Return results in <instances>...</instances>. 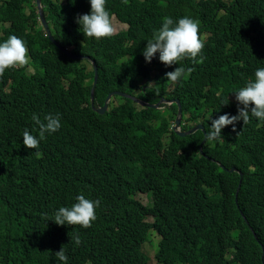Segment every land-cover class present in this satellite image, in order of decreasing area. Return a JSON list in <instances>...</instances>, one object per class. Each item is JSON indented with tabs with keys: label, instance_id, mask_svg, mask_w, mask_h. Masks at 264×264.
<instances>
[{
	"label": "trees",
	"instance_id": "16d2710c",
	"mask_svg": "<svg viewBox=\"0 0 264 264\" xmlns=\"http://www.w3.org/2000/svg\"><path fill=\"white\" fill-rule=\"evenodd\" d=\"M30 4L0 0V34L20 22L34 69L31 76L25 67L12 69L7 89L0 80V264H64L55 255L62 246L67 264H264V121L250 114L236 131L225 127L219 144L201 145L212 119L238 114L235 92L264 68V25L255 21L264 18V0H106L125 31L97 41L76 22L57 37L84 59L34 39ZM42 5L54 18L58 7L76 20L91 11L90 0ZM164 17L199 22L200 36H207L203 63L166 67L158 53L145 61L143 50ZM259 29L263 43L253 49L243 31ZM180 66L193 71L168 80L166 73ZM111 92L149 104L177 99L186 123L201 124L204 133H170L167 114L120 96L98 114ZM33 114L45 123L46 115H60L61 128L39 149L23 144L25 130L39 138ZM78 195L100 201L92 227L50 220ZM152 235L158 242L150 260Z\"/></svg>",
	"mask_w": 264,
	"mask_h": 264
},
{
	"label": "clouds",
	"instance_id": "9594fccd",
	"mask_svg": "<svg viewBox=\"0 0 264 264\" xmlns=\"http://www.w3.org/2000/svg\"><path fill=\"white\" fill-rule=\"evenodd\" d=\"M31 2L33 4H30V7L33 9L34 15L30 20L33 28L34 39L47 40L48 43L44 47H51L53 45L68 58H85L73 55L71 53L73 46L62 47L60 42L57 40V37L60 36L63 30L70 28L72 24H75L76 22L80 25V28H82V32L86 37L95 38L97 41L112 37L119 33L113 25V20L119 23L121 22L116 18L110 17L109 12L106 10V0H90V14L78 15L77 20L76 17L64 16V13L59 7L57 8V13L53 14L55 18L49 17V15H45L44 13L42 0H39V7L37 6V0H31ZM122 2L125 5L128 4V0H122ZM62 3H64V1H62ZM31 8H25L24 10L28 16L30 15ZM255 21L261 25L262 29L264 25V18H258L255 19ZM121 24L124 26L126 25L124 23ZM2 29L5 31V34H0V80L6 79L3 81V87L4 89H7L9 86L11 87L13 83V80L11 79V76H13L12 69L25 67L23 73L26 76H31L34 72L31 75L26 73L28 66H30L31 69L33 67L29 57V50L25 42L22 40L23 38L19 36L21 32L20 22L17 21L15 24H6ZM261 29L243 31V34L249 39L250 46L253 49L263 43ZM206 38L207 36H200V25L198 21L189 17H183L174 22L172 18L164 17L162 27L158 31L154 32L152 39L147 41V45L143 50V55L145 61L150 63L158 53L159 61L166 67L178 65L186 59L191 60L194 64L203 63L204 57L202 53ZM197 57H199V59H197ZM92 65L95 66L94 62H92ZM6 69L10 70L5 73ZM192 71L193 68L191 67L187 69L183 66L176 67L174 71L166 73V78L175 83L182 77L187 78ZM235 99L238 102V114L234 116L224 114L219 116L217 119H212L210 126L211 130L206 133L205 142L209 144L219 142L222 138V130L225 127L231 125L232 130L236 131L235 125L237 122L243 121V124H247L250 121V114L251 117L264 121V68H258L255 71L254 82L249 81L245 87L235 92ZM160 100L162 103L158 109L162 113L169 116L167 127L170 133L180 136L181 133L188 132L198 126L195 124L194 126H190L188 129L190 124L186 123L181 106L177 99L166 100L164 97ZM110 101L108 106L110 105ZM228 103L229 100H227L223 105H227ZM93 104L94 99L91 105L93 106ZM174 105L177 107L176 113H174ZM98 109L100 108L95 109V111ZM108 109L109 107H107V110ZM179 109L181 111L179 124L176 125ZM209 119H211V116ZM32 120L39 127V138L32 135L28 130H25L23 132V144L27 149H39L40 142L46 138V134L55 133L61 128L59 114H56L55 116L51 114L46 115L44 117V121H46V123L41 121L36 114H33ZM139 194L142 193H138L134 197H137ZM76 200L77 203L73 204L70 208L60 207L58 211L55 212L54 219L50 220L60 226L79 225L84 229L92 227L93 222L97 219L95 210L100 206V201L87 199L84 195H78ZM73 239L77 246L81 244L80 234L78 232L75 234ZM55 255L60 261L67 264L68 257L65 254L63 246L55 253Z\"/></svg>",
	"mask_w": 264,
	"mask_h": 264
},
{
	"label": "water",
	"instance_id": "95a60500",
	"mask_svg": "<svg viewBox=\"0 0 264 264\" xmlns=\"http://www.w3.org/2000/svg\"><path fill=\"white\" fill-rule=\"evenodd\" d=\"M37 6L39 7V0H37ZM94 67V79H93V86H92V89H91V92H90V99H91V103H93V99H94V88L96 86V83H97V79H98V75H97V68L93 65ZM114 96H120L122 98H128V99H131L133 102L137 103L138 105H140L141 107H148V108H152V109H158L159 106L161 105L162 101L160 100L157 104H148L146 102H143L135 97H132V96H129V95H126V94H123V93H119V92H113V93H110L106 100H105V103L103 105L102 108L96 110V112L100 115L104 114L105 111L107 110V107H108V103L109 101L111 100L112 97ZM180 109H179V112H178V118L176 120V125L179 124V117H180ZM196 131H202L204 133V128L202 125H198L196 126L195 128L189 130L188 132H185V133H181L180 136H187V135H190L192 133H195ZM205 143V134H204V139L201 143V145H203ZM201 145H200V148H201ZM236 170L234 168H232L229 172H235Z\"/></svg>",
	"mask_w": 264,
	"mask_h": 264
},
{
	"label": "rangeland",
	"instance_id": "374dc122",
	"mask_svg": "<svg viewBox=\"0 0 264 264\" xmlns=\"http://www.w3.org/2000/svg\"><path fill=\"white\" fill-rule=\"evenodd\" d=\"M113 25L116 28L117 32H120V31L125 30L127 28L126 25L124 26L123 24H121L119 22H116L114 20H113ZM32 69H31L30 66H28L27 67V70H26V73L28 75H31L34 72V69L33 70ZM115 101H117L118 103L121 102L120 100H115ZM108 107H110V105ZM195 124H196V122L195 123H191L190 126H194ZM212 144L213 145H217V144H219V142H215V143H212ZM135 198H137L144 205L151 204V197L148 194H139ZM149 220H151V218H149ZM157 242H158L157 237L154 236V235H152L151 238H150V242L145 247L146 251L149 254L150 260H152L154 258V254L156 253V245H157ZM151 264H156V263L154 261H152Z\"/></svg>",
	"mask_w": 264,
	"mask_h": 264
}]
</instances>
